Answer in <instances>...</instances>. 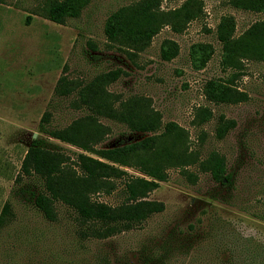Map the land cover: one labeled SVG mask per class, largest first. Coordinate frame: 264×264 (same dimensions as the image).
Here are the masks:
<instances>
[{
    "label": "rangeland",
    "instance_id": "374dc122",
    "mask_svg": "<svg viewBox=\"0 0 264 264\" xmlns=\"http://www.w3.org/2000/svg\"><path fill=\"white\" fill-rule=\"evenodd\" d=\"M137 0H88L77 17L52 22L36 10L43 0H0V209L4 201L11 216L0 226V264H264V62L243 59L233 84L247 99L238 103H212L202 93L209 79L226 78L230 69L219 65L220 44L215 25L223 15L234 19V35L242 33L264 13L234 8L226 0H201L203 15L179 33L163 26L132 60L105 39L106 16L117 7ZM183 0H160L168 10ZM28 17V19H27ZM162 39L178 45L177 55L161 60ZM94 48H91L89 43ZM209 43L213 52L205 65L194 69L188 50L194 43ZM119 69L104 84L117 102L136 98L142 110H155L161 123L175 122L183 130L187 152L196 162L166 169V179L148 192L147 199L163 203L129 229L105 237L82 235L72 208L55 200V219H46L33 205L42 190L41 180L20 175V161L32 139L46 149L62 153L76 169L78 153H93L59 141L46 130L60 129L89 111L74 103L75 89L94 76ZM63 76L72 91L54 93ZM199 109L211 116L197 122ZM49 112L39 130V120ZM218 115L235 126L221 139L214 136ZM101 136L94 148L130 143L147 135L126 124L95 116ZM46 129V130H45ZM223 155L234 172L232 203L212 197L228 192L213 182L197 162L210 151ZM128 175L143 176L129 166ZM186 172H184V171ZM189 173V174H188ZM192 176L195 180L192 181ZM127 177L111 179L109 192L90 193L91 200L110 206L125 200Z\"/></svg>",
    "mask_w": 264,
    "mask_h": 264
},
{
    "label": "trees",
    "instance_id": "16d2710c",
    "mask_svg": "<svg viewBox=\"0 0 264 264\" xmlns=\"http://www.w3.org/2000/svg\"><path fill=\"white\" fill-rule=\"evenodd\" d=\"M88 0H43L36 14L55 22L63 23L66 17H77ZM234 8L264 13V0H226ZM160 0H137L117 7L105 18L103 34L105 39L127 58L143 50L151 38L167 26L175 33L181 32L187 24L203 15L201 0H183L178 6L160 9ZM28 19V17H27ZM215 37L220 44L219 65L222 70L230 69L226 78L209 79L203 87L204 98L212 103H238L247 99L244 91L238 89L233 80L240 75L243 59L264 62V19L254 21L242 33L234 35V19L223 15L215 25ZM91 48L93 44L88 42ZM213 52L209 43L191 44L188 50L190 65L194 69L202 68ZM178 53V45L171 39H162L158 56L168 61ZM119 69L94 76L75 89L76 106L85 107L89 113L72 120L60 129L46 130L49 136L93 153L95 157L78 153L73 168L66 164L69 159L62 153L46 149L32 139L20 161V175L41 180L42 190L33 197V205L48 220L55 219L52 206L58 200L75 212L80 223L88 224L80 230L82 235L105 237L114 232L131 228L150 214L163 210V203L147 199V194L166 179V169L183 167L196 162L197 157L187 152L183 143V130L173 121L161 123L155 110H142L136 98H127L117 102L104 89V84L113 81ZM72 91L71 85L63 76L54 87L57 95H66ZM49 112L44 111L38 128L44 131L42 124L48 122ZM95 116L126 124L131 131L147 132L143 138L130 143L112 147L94 148L101 136L100 126ZM211 113L199 109L197 122L207 120ZM235 126L233 119L218 115L214 127V136L221 139ZM129 166L143 176L128 175L122 168ZM198 169L208 172L211 180L228 192L227 196L212 194V197L225 203H232L234 190V172L227 169L223 155L210 151L197 162ZM184 171V170H183ZM186 172V171H184ZM189 174V173H188ZM127 177L123 183L125 200L110 206L104 202L91 200L90 193L114 187L111 179ZM195 177L192 176V181ZM264 218V213H255ZM11 216L10 205L4 201L0 209V226Z\"/></svg>",
    "mask_w": 264,
    "mask_h": 264
}]
</instances>
